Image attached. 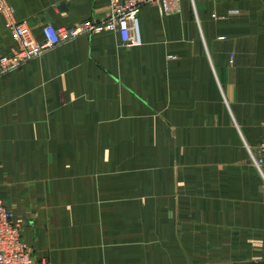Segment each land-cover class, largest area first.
<instances>
[{
    "label": "crops",
    "instance_id": "crops-1",
    "mask_svg": "<svg viewBox=\"0 0 264 264\" xmlns=\"http://www.w3.org/2000/svg\"><path fill=\"white\" fill-rule=\"evenodd\" d=\"M7 6L12 22L43 42L46 24L101 20L109 0ZM7 23L0 13V58L18 46ZM139 25L140 46L110 31L82 34L0 79V184L35 180L44 191L42 179L55 176V191L63 185L69 206L86 208L85 216L103 210L93 201L111 200L115 227L113 218L106 242L89 229L39 231L35 244L54 263L110 254L159 264H264V165L261 172L249 159L264 140V0H178L169 14L147 5ZM103 151L112 152L114 168L123 153L133 175L159 152L164 170L155 179L134 175L127 190L115 172L103 192L94 179L103 174ZM89 177L99 191H88ZM10 193L1 188L3 197ZM121 200L159 228L129 229L122 249ZM65 217L72 222L70 212Z\"/></svg>",
    "mask_w": 264,
    "mask_h": 264
},
{
    "label": "rangeland",
    "instance_id": "rangeland-1",
    "mask_svg": "<svg viewBox=\"0 0 264 264\" xmlns=\"http://www.w3.org/2000/svg\"><path fill=\"white\" fill-rule=\"evenodd\" d=\"M125 142H127L128 137H123ZM106 141L111 142L112 137L103 136V143L107 145ZM95 143V138L89 136V145ZM264 146V140L259 145V153L261 154V150ZM110 151V150H109ZM103 151V174L94 178L95 180H99L102 183V190L111 191L112 182H113V173L116 172V181L118 183L119 174V184L121 190H127L128 182L134 179V175L148 176L152 179H155L160 175V173L164 170L159 161L160 153H154L158 156L155 157L152 154V159L147 162H143L140 165L135 167L134 175L131 173L132 168L124 167V163L127 161V157H123V153L121 155V166L119 165L117 168L113 167V161H111L112 152ZM250 163L253 162L255 166L258 167L255 160V154L251 153ZM264 164L261 165L263 167ZM259 171L262 172V169L259 168ZM98 170H101L98 168ZM87 175H81L78 177V180H82L86 178ZM52 180H56L55 176L46 177L42 179L44 191L39 189L40 184L35 180L23 179L20 182L16 183H8V184H0V199L7 207V209L13 214L14 219L17 223H19L23 228V239L28 246L31 247L33 252V258L38 264H58L54 263L52 259H49L48 256L43 251L44 249L37 246V235L39 231H43L45 234H52L54 231H58L59 229L64 232H73L74 230H84L89 229L92 232L96 233L99 238L103 237L104 242L110 239L113 235L112 230V220L114 218V227H115V215L112 214L111 209V200L109 198H104L103 200H96L93 203L97 204V208H103L102 211H89L94 213L93 215L85 216L86 208L80 209L76 208L72 210L69 206V202L72 199H69L66 196H63V185L57 184V189L55 191V185ZM1 188H5L8 191L12 192L8 194V196L3 197L1 195ZM88 191L95 192V190H100L101 186L95 184L91 181L89 177L88 181ZM74 202H79L78 199H74ZM124 202V203H122ZM127 201L121 200V208L119 221H117V225H119L120 230V240L119 243L120 248L122 249L123 242L128 240V230H138V229H150L158 231V225L153 223L152 217H144L135 214V209L128 207ZM71 213L72 222L65 217L66 213ZM59 213L61 215H59ZM117 218V216H116ZM88 219L92 222H89ZM103 233L101 234V231ZM100 232V233H99ZM28 235H31L34 238L33 243H30L28 240ZM154 239V238H153ZM156 245L155 243L151 246ZM57 248L66 249L62 246H56ZM55 247V249H56ZM53 248V247H52ZM111 245H103L101 249L105 252L107 250H111ZM121 255L123 257L127 256V250H123ZM110 254H105L104 259H77V264H159V259H110ZM66 264H76V259H60Z\"/></svg>",
    "mask_w": 264,
    "mask_h": 264
},
{
    "label": "built area",
    "instance_id": "built-area-1",
    "mask_svg": "<svg viewBox=\"0 0 264 264\" xmlns=\"http://www.w3.org/2000/svg\"><path fill=\"white\" fill-rule=\"evenodd\" d=\"M178 0H109V11L101 20H92L76 27L57 28L48 23L42 28L43 42H38L33 29L25 23L12 22L13 11L7 0H0V13L7 19V28L12 32L17 49L0 58V79L18 67L39 56L48 49L69 42L82 34H95L103 31L114 32L126 46L142 44L139 16L142 8L159 6L169 14L177 6ZM264 127V123H263ZM264 146L255 160L258 167L264 164ZM0 264H38L33 258L31 247L23 239V228L14 219L0 199Z\"/></svg>",
    "mask_w": 264,
    "mask_h": 264
},
{
    "label": "water",
    "instance_id": "water-1",
    "mask_svg": "<svg viewBox=\"0 0 264 264\" xmlns=\"http://www.w3.org/2000/svg\"><path fill=\"white\" fill-rule=\"evenodd\" d=\"M263 161H264V157H263Z\"/></svg>",
    "mask_w": 264,
    "mask_h": 264
}]
</instances>
